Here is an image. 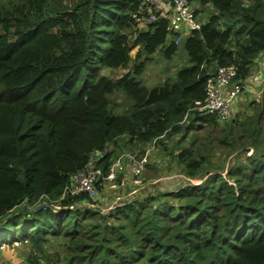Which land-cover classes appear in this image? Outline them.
<instances>
[{
    "label": "trees",
    "instance_id": "obj_1",
    "mask_svg": "<svg viewBox=\"0 0 264 264\" xmlns=\"http://www.w3.org/2000/svg\"><path fill=\"white\" fill-rule=\"evenodd\" d=\"M189 1L212 11L179 48L140 0H0V250L30 243L29 264H264V93L229 122L199 110L221 67L251 77L264 0ZM181 48L187 66L143 82L147 59ZM150 144L173 155L176 187L106 211L66 191L92 158L107 175L119 150Z\"/></svg>",
    "mask_w": 264,
    "mask_h": 264
},
{
    "label": "rangeland",
    "instance_id": "obj_2",
    "mask_svg": "<svg viewBox=\"0 0 264 264\" xmlns=\"http://www.w3.org/2000/svg\"><path fill=\"white\" fill-rule=\"evenodd\" d=\"M194 5L198 7V9H201V6L198 3ZM208 7H210V10L212 11V7ZM211 11L207 10V13L200 12V20L206 21ZM181 45L182 44L179 45V48ZM138 50L139 49L135 48L131 52L132 58L136 57ZM143 59L144 57L141 60ZM261 61L262 57L260 55L259 61L255 62L251 67V77L247 80V83H245L247 88L252 89L253 91L260 90L259 88L262 86V83H264V63H261ZM145 65L146 72L143 77V82L146 85L153 87L156 84L163 82L169 77V75L174 74L178 67L187 66L188 57L182 48L180 49L179 54L171 58V60H165L163 54L158 52L147 59ZM105 72L108 73V71ZM123 73H126V71L120 70L118 72V74ZM261 96L263 97V94ZM112 101L113 105L115 106L114 109L120 113L125 112L131 105L129 99L121 93L112 96ZM253 102V93L250 91H246L243 94L238 95L234 101L235 116H245L251 114V104ZM207 128L208 127L197 132V135L200 138L206 137L207 135L205 132L208 130ZM215 147V156L224 157V149L218 146ZM146 150L149 151L148 162L138 177L132 176L128 170L129 165L124 163L122 167L118 169L121 171L119 172L117 181L114 185L110 184L108 181L106 183L100 184L101 188L97 190V197L100 199V201H98V206L102 210L106 211L108 207L111 209L119 206L122 203L121 201H125L129 198L140 197L145 192L150 193V191H164L165 189L170 190L177 186L176 183H180L182 176H180L178 173L179 168L175 165V159L173 158V155L169 154V152L165 151L157 144H150ZM139 151L141 150H135L136 154L139 157H144L145 153H141ZM123 152L125 151L119 150L116 154V157H119ZM245 157L243 159H245ZM193 182L198 183L199 181L195 179ZM119 190H122L121 194L118 193ZM47 248L53 255L52 260H57V254L60 252V249L53 247L52 245H47ZM33 253L36 252L32 248V244L25 241L4 245L0 250V264H29L27 262V257Z\"/></svg>",
    "mask_w": 264,
    "mask_h": 264
},
{
    "label": "built area",
    "instance_id": "obj_3",
    "mask_svg": "<svg viewBox=\"0 0 264 264\" xmlns=\"http://www.w3.org/2000/svg\"><path fill=\"white\" fill-rule=\"evenodd\" d=\"M189 0H140V11L143 16H148L149 21L165 19L168 27V42L180 45L189 38L196 30L201 29L204 21L200 20L201 11ZM137 22L141 19L136 18ZM237 66L221 67L218 72L209 79L206 86V99L199 108L209 115H216L220 122H229L235 116L234 101L238 95L244 92H252L254 100L260 102L264 93V83L260 90L253 91L243 85L238 79ZM144 157H139L133 152H123L116 158L110 167L107 175L97 166V158H92L86 168L72 177L71 186L66 187V191L72 195L88 194L95 197L97 195V185L107 181L114 185L117 181L118 170L122 165H129V172L132 176L138 177L146 166L149 151H144Z\"/></svg>",
    "mask_w": 264,
    "mask_h": 264
},
{
    "label": "crops",
    "instance_id": "obj_4",
    "mask_svg": "<svg viewBox=\"0 0 264 264\" xmlns=\"http://www.w3.org/2000/svg\"><path fill=\"white\" fill-rule=\"evenodd\" d=\"M261 57H262V61H261V63H264V53L261 54ZM257 61H259V58H258ZM118 192H120V191H118ZM109 198H110V197H109Z\"/></svg>",
    "mask_w": 264,
    "mask_h": 264
},
{
    "label": "water",
    "instance_id": "obj_5",
    "mask_svg": "<svg viewBox=\"0 0 264 264\" xmlns=\"http://www.w3.org/2000/svg\"><path fill=\"white\" fill-rule=\"evenodd\" d=\"M107 73V72H106ZM43 207V206H42Z\"/></svg>",
    "mask_w": 264,
    "mask_h": 264
}]
</instances>
